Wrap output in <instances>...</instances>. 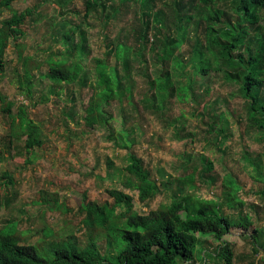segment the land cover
Here are the masks:
<instances>
[{"label":"rangeland","instance_id":"374dc122","mask_svg":"<svg viewBox=\"0 0 264 264\" xmlns=\"http://www.w3.org/2000/svg\"><path fill=\"white\" fill-rule=\"evenodd\" d=\"M99 3L89 13L84 0H14L10 9H0V24L14 12L31 10L21 25L23 36L6 48L0 94L15 103L14 113L21 105L27 107L29 117L40 127L42 140V145L35 146L32 155H27L25 138L10 137L11 120L0 108V230L10 227L8 230L14 233L15 229L23 244L37 245L41 250L47 248V243L63 241L70 234L84 246L88 242L81 224L84 214L78 212L83 196L98 205L106 201L111 204L106 191L121 190L133 197L138 213L146 214L189 195L195 200L215 201L232 222L237 224L241 217H248L253 226L233 227L222 242L203 240L193 260L179 264H225L224 252L232 255L234 264H264V191L259 182L252 180L257 170L251 164V160L259 158L264 165V137L247 126L243 91L237 82L226 79L230 70L227 61L213 54L210 71L201 74L195 68L193 56L195 51H207V44L213 49L212 41H230V34L244 27L243 44L233 53L245 52L246 46L255 49L258 35L264 34V10H259V22L252 25L241 21L230 0H216L210 6L199 0H153L150 5L140 0H99ZM212 8L221 11L220 23L212 27L206 38L208 12ZM189 15L190 20L186 19ZM180 20L187 34L175 55L186 65L180 80L184 84L192 82L189 97L180 100L176 92L169 90L161 105L144 101L143 94L149 92V76H163L170 67L168 60L160 58L163 54L160 40L176 36ZM144 25L148 26L147 31ZM68 30L73 33L67 39ZM79 42L83 43L82 53L71 55L70 46ZM117 42L131 47L129 67L126 70L118 65V77L124 87L131 86L132 103L125 107L116 102L108 105L105 110L112 116L108 126L87 128L82 117L92 93L93 61L105 58L108 48ZM19 47L34 63L42 64V72L48 68L45 61L52 57L66 60L69 66L74 61L80 63V76L54 94L49 81L40 76L39 70H33L31 102L17 88L21 69L17 60ZM114 57L112 52L111 65L115 64ZM261 96L264 98V86ZM221 114L227 127L217 134L210 131L211 117ZM123 116L127 117L126 124H122ZM124 125L131 131L130 149L117 146L107 137L109 131L121 130ZM131 152L143 159L151 179L159 186L156 195L144 202L139 200L136 190L123 185L124 168ZM183 155L190 156L189 163L186 164ZM207 160L213 165L210 172L204 170ZM194 166L198 170L193 186L176 193L178 177L188 176ZM5 172L12 175L13 184L3 185ZM228 176L240 187L236 197L242 205L235 203L233 209H228L225 202L223 181ZM166 184L171 188L166 189ZM43 194L55 197L66 210L50 209L40 203ZM122 210L123 207L117 206L114 214ZM96 243L102 256L115 264L118 239L104 238Z\"/></svg>","mask_w":264,"mask_h":264},{"label":"trees","instance_id":"16d2710c","mask_svg":"<svg viewBox=\"0 0 264 264\" xmlns=\"http://www.w3.org/2000/svg\"><path fill=\"white\" fill-rule=\"evenodd\" d=\"M14 0H1L0 9H10ZM142 4H153V0H140ZM208 6L216 0H199ZM235 5L241 21H247L254 25L259 22V10H264V0H230ZM100 5L99 0H84V6L87 13ZM196 6V5H195ZM154 6H151V8ZM209 23L206 28L205 37L211 35L212 27L220 23L221 11L212 8L209 12ZM31 14V10L25 12H14L13 15L1 21L0 24V72L2 71L3 59L6 48L11 41H17L24 32L21 25L26 17ZM186 19L190 20L191 15ZM148 25V24H147ZM144 25L143 29L148 30ZM262 27L261 25H259ZM73 31H67L65 38H70ZM246 33V27L240 32L231 33L230 41L215 40L214 48L211 49L207 44V51H195L193 56L198 73L207 74L210 71L211 55H219L227 61V67L230 70L226 73V79L237 82L242 89V96L246 101V121L248 128L251 127L264 137V98L261 96L264 86V34L258 35V41L253 49L246 46L244 51L234 54L243 44V38ZM187 29L182 20L179 21L175 29L176 36H166V39L160 40L162 60H168V66L163 76L151 78L149 76V92L143 94L144 101L153 104H162L167 97L169 90L176 92L180 100L186 101L189 97L191 80L185 84L180 80L184 74L186 65L180 60L175 52L185 42ZM82 42L72 44L71 55L82 53L84 47ZM108 47L110 45H107ZM202 48V47H200ZM131 47L127 44L117 42L114 47H109L107 56L93 61L94 79L91 85L92 93L86 102L82 120L85 127L94 128L96 126L107 127L112 120V116L106 112V107L113 103H118L125 107L132 103L133 93L131 86L124 87L121 79L118 77V65H123L127 70L129 67ZM115 53V64H110V56ZM194 58H192L193 60ZM18 63L21 65L19 71L17 88L32 102L34 73L33 70H39L40 76L47 79L51 84V92L58 94L64 85L74 83L80 76L82 66L77 61L69 66L64 59L48 58L45 63L48 68L45 72L40 69L41 63H34L30 56L24 55L23 49L19 47ZM164 63H167L166 61ZM181 75V76H180ZM154 90V92H153ZM15 103L8 101L7 97L0 94V108L2 113L11 120L10 137L21 139L24 137V149L27 155H32L35 146H41L40 127L29 117L28 109L25 105L18 107L17 112H13ZM213 125L210 131L221 134L227 127V120L223 114L217 118L211 117ZM127 117H122V124H126ZM218 123V124H216ZM221 123V125H220ZM131 131L125 127L114 131H109L108 139L117 146L130 149L132 141L130 139ZM186 164L190 161V156L183 155ZM27 161H31L27 158ZM252 167L256 168V177L252 180L259 182L264 191V165L259 158L251 160ZM107 165H111L107 161ZM213 169L212 162L207 160L205 171L210 172ZM198 166L192 167L187 175H182L177 179L176 193L183 191L188 186L194 184V173ZM202 171L201 177H203ZM125 181L123 185L133 188L138 193V198L144 202L153 196L159 190L157 183L151 179V173L144 165L142 158L131 152L128 157V163L124 168ZM6 181L3 185L14 183L12 175L8 172L3 174ZM207 182L211 183L208 179ZM225 188L226 205L228 209H233L235 203L242 205L236 195L240 187L235 180L228 176L223 181ZM166 189L171 188L165 185ZM112 199V203L103 202L98 205L96 202L87 201L83 196V204L78 208L80 214H84L81 219L86 235L87 244L80 246L77 239L72 234L60 242L47 243V248L41 250L37 245L23 244V238L8 230H0V264H112L106 260L99 249L96 241L99 239H118L119 250L116 254L115 264H179L192 261L196 248L203 245V240L211 239L215 242H222L233 227L250 228L253 223L248 217H241L236 224L225 216L220 204L215 201L195 200L189 195L184 196L183 200L174 199L173 203L160 210L150 211L146 214L138 213L134 209L133 197L121 190L111 189L106 191ZM40 203L48 205L50 209L64 210V206L58 202L55 197L43 194ZM117 206L123 207L117 215L114 214ZM181 213H184L181 216ZM17 228V226H16ZM46 246V245H45ZM219 249V247H218ZM222 258L225 264H234L230 253L224 252Z\"/></svg>","mask_w":264,"mask_h":264}]
</instances>
